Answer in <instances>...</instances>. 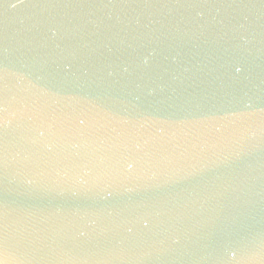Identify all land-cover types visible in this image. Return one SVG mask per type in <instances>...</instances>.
Here are the masks:
<instances>
[{
	"label": "water",
	"instance_id": "obj_1",
	"mask_svg": "<svg viewBox=\"0 0 264 264\" xmlns=\"http://www.w3.org/2000/svg\"><path fill=\"white\" fill-rule=\"evenodd\" d=\"M0 264H264V0H0Z\"/></svg>",
	"mask_w": 264,
	"mask_h": 264
}]
</instances>
